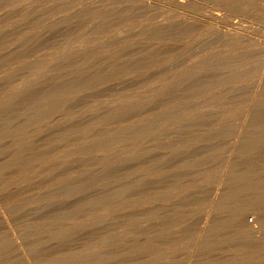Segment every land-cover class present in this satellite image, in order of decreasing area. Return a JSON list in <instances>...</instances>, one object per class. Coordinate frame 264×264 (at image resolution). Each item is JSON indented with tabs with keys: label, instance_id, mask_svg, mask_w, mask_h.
<instances>
[{
	"label": "rangeland",
	"instance_id": "1",
	"mask_svg": "<svg viewBox=\"0 0 264 264\" xmlns=\"http://www.w3.org/2000/svg\"><path fill=\"white\" fill-rule=\"evenodd\" d=\"M0 264H264V0H0Z\"/></svg>",
	"mask_w": 264,
	"mask_h": 264
}]
</instances>
